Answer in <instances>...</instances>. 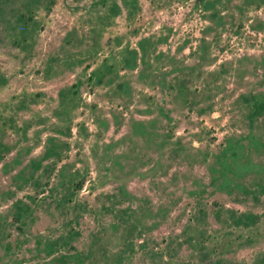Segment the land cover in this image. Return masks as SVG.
<instances>
[{"label": "rangeland", "instance_id": "rangeland-1", "mask_svg": "<svg viewBox=\"0 0 264 264\" xmlns=\"http://www.w3.org/2000/svg\"><path fill=\"white\" fill-rule=\"evenodd\" d=\"M0 264H264V0H0Z\"/></svg>", "mask_w": 264, "mask_h": 264}]
</instances>
